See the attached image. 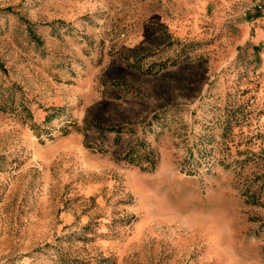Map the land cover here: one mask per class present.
<instances>
[{
  "label": "rangeland",
  "instance_id": "obj_1",
  "mask_svg": "<svg viewBox=\"0 0 264 264\" xmlns=\"http://www.w3.org/2000/svg\"><path fill=\"white\" fill-rule=\"evenodd\" d=\"M0 264H264V0H0Z\"/></svg>",
  "mask_w": 264,
  "mask_h": 264
}]
</instances>
